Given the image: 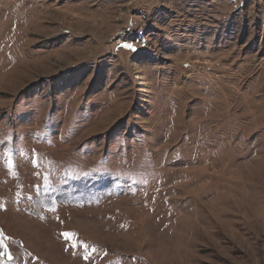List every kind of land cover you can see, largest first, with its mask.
Here are the masks:
<instances>
[{
	"label": "rangeland",
	"instance_id": "374dc122",
	"mask_svg": "<svg viewBox=\"0 0 264 264\" xmlns=\"http://www.w3.org/2000/svg\"><path fill=\"white\" fill-rule=\"evenodd\" d=\"M0 241L264 264V0H0Z\"/></svg>",
	"mask_w": 264,
	"mask_h": 264
},
{
	"label": "snow or ice",
	"instance_id": "6c2138e0",
	"mask_svg": "<svg viewBox=\"0 0 264 264\" xmlns=\"http://www.w3.org/2000/svg\"><path fill=\"white\" fill-rule=\"evenodd\" d=\"M62 235H63L64 238L67 239V240H71V239H72V236H71L70 234H68V233H62ZM0 243H2V241H0ZM74 246H75V245H74ZM85 258H87V257H85Z\"/></svg>",
	"mask_w": 264,
	"mask_h": 264
},
{
	"label": "bare ground",
	"instance_id": "6f19581e",
	"mask_svg": "<svg viewBox=\"0 0 264 264\" xmlns=\"http://www.w3.org/2000/svg\"><path fill=\"white\" fill-rule=\"evenodd\" d=\"M225 93V92H224ZM236 94H238V93H236ZM229 105V104H228ZM216 164V163H215Z\"/></svg>",
	"mask_w": 264,
	"mask_h": 264
}]
</instances>
